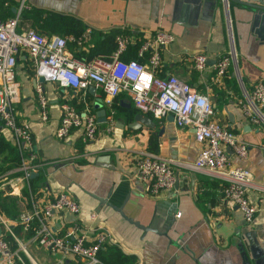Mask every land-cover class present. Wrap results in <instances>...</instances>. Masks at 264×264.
Masks as SVG:
<instances>
[{"label":"crops","instance_id":"1","mask_svg":"<svg viewBox=\"0 0 264 264\" xmlns=\"http://www.w3.org/2000/svg\"><path fill=\"white\" fill-rule=\"evenodd\" d=\"M17 11L18 28H32L49 39L76 37L89 29L87 42L66 40L67 51L81 59L109 54L114 47L113 31L136 39L158 27L172 33L173 42L161 53L159 75L173 74L204 94L213 106V119L247 143L243 159L226 153L230 164L251 175L253 185L245 194L257 209L251 222H246L219 194V179L185 165L201 146L189 128L176 127L168 115L156 119L144 114L154 121V128L139 125L130 129L126 124L139 112L127 93H119L107 103L94 85L81 95L79 90L40 81L28 55L19 52L14 69L19 98L13 110L16 121L30 132L37 162L31 171L35 175L28 182L21 180L18 166H13L18 151L10 131L0 123L4 143L0 150V215L12 232L20 224V213L38 211L29 224L35 228L33 234L28 235L21 224L19 235L12 232L14 249L26 259L23 263L19 256V263L49 260L53 264L63 258L35 241L40 221L57 235L83 233L86 243L92 241L95 229L105 230L109 241L100 248L99 257L106 264H264V127L249 122L240 108L244 91L264 75L262 18L255 19L251 7L235 1L211 8L197 0H0L1 19ZM231 45L235 63L218 81L213 80L211 69L203 74L194 70L190 55L201 52L212 58ZM135 47L129 45L120 59L134 58ZM37 86L47 101L45 121L40 119L35 100ZM61 103L78 111L85 106L94 113L104 111L105 121L98 122L94 139L82 144L79 129H73L63 141L55 139ZM139 151L171 161L176 182L172 189L152 195L149 183L135 177L134 158ZM61 190L78 202L76 215L44 212L45 205ZM118 207L123 215L115 210ZM127 218L148 229L141 230ZM246 232L255 252L249 249ZM81 262L73 256L63 258L64 264Z\"/></svg>","mask_w":264,"mask_h":264},{"label":"built area","instance_id":"2","mask_svg":"<svg viewBox=\"0 0 264 264\" xmlns=\"http://www.w3.org/2000/svg\"><path fill=\"white\" fill-rule=\"evenodd\" d=\"M19 13L17 11L6 19L0 18V123L10 131L14 139L20 160L17 169L21 180L28 182L29 174L37 164L35 153L31 150L30 132L16 121L13 110L19 98L14 71L16 57L19 52H25L31 61L32 71L38 78L55 82L61 87L79 90L81 95L89 85H94L101 90L107 103L124 92L129 95L133 108L139 113L156 119L171 115L176 127L189 128L193 140L201 146L192 162L185 165L219 179L221 197L234 205L246 222H251L257 211L245 194L247 188L253 185L251 175L245 169L230 164L225 151L228 149L230 154L243 159L247 153V143L213 119V106L204 94L173 74L159 75L161 53L165 46L173 42L172 33L159 27L138 39L121 33L115 35L114 47L109 54L81 59L67 51L66 40L77 44L87 42L90 37L89 29L76 37L55 36L49 39L32 28H18ZM133 44H136V58L121 60L122 53ZM190 58L197 73L203 74L211 69L214 81L222 78L227 67L235 63L232 45L224 53L212 58L201 52L190 55ZM209 60L212 61L210 65L207 64ZM35 93L40 119L45 121L47 101L41 93V87L37 86ZM240 108L249 122L264 127V75L253 83L248 92L244 91ZM97 127L96 115L90 107L85 106L82 111H78L72 105L61 103L54 137L63 141L73 129H79V140L86 144L95 138ZM110 128L109 124L105 129L108 131ZM170 163L169 159L156 153L139 151L134 158L135 177L149 183V193L152 195L160 190H170L175 183ZM53 211L76 215L79 204L66 191L61 190L44 207L46 214ZM37 216L38 211L34 209L28 213H20L17 221L26 231ZM39 223L34 235L38 245L60 253L63 258H79L82 264H100L97 252L109 241L105 230L95 229L92 241L86 243L83 233L67 232L57 235L44 223ZM1 231L7 232L16 240L8 221L0 215V264L21 261L17 250L10 247ZM63 258L57 259L53 264H64Z\"/></svg>","mask_w":264,"mask_h":264},{"label":"water","instance_id":"3","mask_svg":"<svg viewBox=\"0 0 264 264\" xmlns=\"http://www.w3.org/2000/svg\"><path fill=\"white\" fill-rule=\"evenodd\" d=\"M201 5H208L210 6L211 8H216L219 4L220 5H224L225 1H235L237 3H240V4H245L249 7H251L254 11V18L257 19V18H262V20L264 21V2L262 0H254V2H246V1H241V0H197ZM212 63V61H208L207 64L210 65ZM39 80H43L42 78H39ZM91 90V89H89ZM98 106V105H97ZM96 115V120L97 122H104L105 121V117H104V111L103 110H97V112L95 113ZM167 119L168 120H171L172 121V116L171 115H168L167 116ZM139 125H144L150 129H153L154 126H155V123L154 121L147 115H144L142 113H134L131 117V121H129L126 126L130 129H137L139 127ZM230 152L229 150H226V152ZM104 161V160H102ZM97 164H100V163H97ZM112 168V167H111ZM35 175V172H31L29 174V178H32L33 176ZM176 185V182L174 184V186ZM104 203H106V200H102ZM115 210L117 212H119L121 215L122 212H121V208L118 207V208H115ZM127 220L131 223H133L134 225H136L137 227H139L141 230H145V229H148L147 227L143 226V225H140L139 223L135 222V221H132L130 218H127ZM244 237H246V240L248 241L249 243V249L250 251L252 252H255V248L252 244V239H251V235L249 232H246L245 234H243ZM264 252V250H263Z\"/></svg>","mask_w":264,"mask_h":264},{"label":"trees","instance_id":"4","mask_svg":"<svg viewBox=\"0 0 264 264\" xmlns=\"http://www.w3.org/2000/svg\"><path fill=\"white\" fill-rule=\"evenodd\" d=\"M117 32H118V31H113V33L111 34V36L114 38V36H115L116 34H118ZM80 33H81V32H80ZM80 33H79V34H80ZM79 34H78V35H79ZM135 58H136V47H135V56H134V58H132V59H135ZM128 60H129V59H128ZM123 61H126V60H123ZM3 144H4V143H3V140L0 138V150H1V147H2ZM11 150H14V148H12ZM14 152H15V150H14ZM19 161H20V160H19V156H18L17 152H15V154H14V161H13V164H14V165H13V166L17 167V166L19 165ZM31 180H32V179H31ZM29 181H30V180H29ZM19 225H20V224H19ZM19 225H17V227H14V228L12 229V232H13L14 234H16V235H19L20 226H21V225H20V226H19ZM34 230H35V228H33V227L30 226V225H28V227H27V229H26L28 235L33 234ZM3 238L9 242L10 247H11L12 249H14V248L16 247V243H15V241L13 240V238H12L9 234H7L6 236H3ZM99 251H100V249H99L98 252H97V258H98L100 264H106V263L104 262V260H101V258L99 257ZM19 256L21 257L23 263H26V259L23 257V255H22L21 253H19ZM15 264H21V263H19V261L17 260V261L15 262Z\"/></svg>","mask_w":264,"mask_h":264},{"label":"rangeland","instance_id":"5","mask_svg":"<svg viewBox=\"0 0 264 264\" xmlns=\"http://www.w3.org/2000/svg\"><path fill=\"white\" fill-rule=\"evenodd\" d=\"M37 264H51V261L48 260V261H45L44 263L40 262V263H37Z\"/></svg>","mask_w":264,"mask_h":264}]
</instances>
